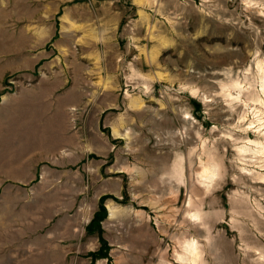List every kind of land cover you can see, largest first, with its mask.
<instances>
[{"label":"rangeland","instance_id":"374dc122","mask_svg":"<svg viewBox=\"0 0 264 264\" xmlns=\"http://www.w3.org/2000/svg\"><path fill=\"white\" fill-rule=\"evenodd\" d=\"M0 264H264V0H0Z\"/></svg>","mask_w":264,"mask_h":264}]
</instances>
